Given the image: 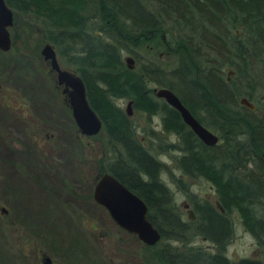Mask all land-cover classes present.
<instances>
[{
    "label": "trees",
    "instance_id": "obj_1",
    "mask_svg": "<svg viewBox=\"0 0 264 264\" xmlns=\"http://www.w3.org/2000/svg\"><path fill=\"white\" fill-rule=\"evenodd\" d=\"M6 2L15 18L24 14L35 21L41 40L52 43L63 61L83 78L89 102L103 121L101 134L107 138L111 155L96 159V176L109 172L138 194L148 206L150 222L161 233L156 244L144 245L146 262L264 264L251 258L234 261L226 255L234 233L233 213L264 250V126L255 111L238 104L224 78L226 66L236 75L251 66L259 71V82L264 85V0ZM225 21L245 31L247 42L240 40L228 52L217 48L204 52L206 43L214 46V28L209 25ZM11 33L14 44V26ZM166 33L178 39H166ZM198 40L203 41V49L198 48ZM160 47L176 53L173 67L167 69L157 62L155 50ZM145 50L149 56L143 54ZM125 51L134 56L135 68L128 67ZM150 83L172 90L204 126L219 135V144H196L179 113L153 96ZM116 98H132L135 108L150 118L158 116L162 129L176 136L177 142L154 146L150 139L146 146ZM232 105L244 112L232 110ZM170 152H177L174 165L182 176L201 175L212 184L224 212L194 196L195 219L182 217L161 179L165 171L172 172L158 155ZM173 181L185 188L180 177ZM195 238L209 241L214 250L192 246Z\"/></svg>",
    "mask_w": 264,
    "mask_h": 264
},
{
    "label": "rangeland",
    "instance_id": "obj_2",
    "mask_svg": "<svg viewBox=\"0 0 264 264\" xmlns=\"http://www.w3.org/2000/svg\"><path fill=\"white\" fill-rule=\"evenodd\" d=\"M39 29L29 16L19 14L12 49L0 50V264H45L46 257L54 264H149L144 259L146 244L118 226L94 198L96 183L104 173L96 176L95 161L111 156L107 138L101 133L93 137L81 134L58 87L56 72L41 54L49 41L41 40ZM169 34L166 39H178ZM146 52L143 54L149 56ZM155 52L161 66L169 69L175 65L173 51L160 47ZM123 56L134 57L126 51ZM59 58L63 68L73 69ZM229 68L225 67L224 78ZM259 80L262 82L259 71L249 66L246 73L231 77L228 88L237 102L247 97L255 112L264 117V85ZM149 87L152 93L159 88L151 83ZM130 100L116 98L115 102L127 114ZM231 108L244 112L236 105ZM128 117L146 146L150 139L154 146L177 142L176 136L162 129L158 116L150 118L133 104V115ZM176 154H159L158 158L172 172L165 171L161 179L185 219L187 211L193 210L194 196L214 204L217 200L209 181L182 176L175 169ZM175 176L185 188L173 181ZM230 217L234 233L226 247L227 257L264 262L263 248L244 229L237 214ZM191 245L214 250L202 238H195Z\"/></svg>",
    "mask_w": 264,
    "mask_h": 264
},
{
    "label": "water",
    "instance_id": "obj_3",
    "mask_svg": "<svg viewBox=\"0 0 264 264\" xmlns=\"http://www.w3.org/2000/svg\"><path fill=\"white\" fill-rule=\"evenodd\" d=\"M15 23V13L6 0H0V50L8 52L13 46V36L11 28ZM41 54L44 60L48 61L51 69L56 72L57 83L63 86V94L72 110L73 118L82 135L93 137L102 132L103 121L99 114L91 106L87 88L83 78L74 69L63 68L56 47L52 43H45ZM128 67L135 68L134 57L127 56ZM154 96L163 99L170 107L175 109L182 121L195 133V135L206 145L213 146L218 142V137L204 127L192 115L189 109L184 106L180 98L170 89L159 87L153 89ZM239 104L255 110L254 104L245 97L240 98ZM127 115H133V101L127 105ZM94 198L100 205L104 206L113 220L123 230L132 233L146 245L152 246L161 239V233L148 217V206L146 202L129 187H127L116 176L109 172H104L99 176L94 189ZM215 205L221 212L224 209L218 201ZM2 212L7 210L2 208ZM187 218L191 221L195 219L194 211H187ZM45 264H53L51 257L45 258Z\"/></svg>",
    "mask_w": 264,
    "mask_h": 264
},
{
    "label": "flooded vegetation",
    "instance_id": "obj_4",
    "mask_svg": "<svg viewBox=\"0 0 264 264\" xmlns=\"http://www.w3.org/2000/svg\"><path fill=\"white\" fill-rule=\"evenodd\" d=\"M200 1H203V0H200ZM214 23V24H213ZM212 23V25H209V27H213L214 28V31H213V44H214V46L212 47V46H210V45H208V43H206V47L208 48L207 50H205V49H203V46H202V44H203V41L201 42V41H196L197 43H201V46L200 45H198L197 44V46H198V48H202L203 49V51L204 52H207V51H214V49H219V50H222V51H225V52H228L230 49H233V48H235L234 46L236 45V43H241V42H239L240 40H243V41H245V43L247 42L246 41V36H247V33L245 32V31H243V30H240V29H237L235 26H234V24L233 23H231L230 21H225L224 23H220V22H213ZM221 28H222V30L223 31H221ZM227 28H229V29H227ZM244 43V42H243ZM246 45V44H245ZM48 62V61H47ZM52 70V69H51ZM52 72H54L53 70H52ZM225 82L227 83V84H230V80H231V77L232 76H235L236 75V73H235V71L232 69V68H229L226 72H225ZM58 87H60V88H62V90H63V86H59L58 85ZM62 93H63V91H62ZM64 96H66L65 94H64ZM242 97H244V96H242ZM241 97V98H242ZM248 101H249V99L247 98V97H245ZM161 100H163V99H161ZM239 100H240V98L238 99V103H239ZM133 101V100H132ZM164 101V100H163ZM250 102V101H249ZM183 103V102H182ZM133 104H134V101H133ZM167 104V103H166ZM168 105V104H167ZM239 105H241V104H239ZM184 106H186L185 104H184ZM241 106H244V105H241ZM187 107V106H186ZM244 107H246V106H244ZM172 108V107H171ZM246 108H248V107H246ZM189 109V108H188ZM249 109V108H248ZM255 110H256V107H255ZM255 110H251V111H255ZM190 111V110H189ZM191 112V111H190ZM193 115V114H192ZM260 117H262L263 118V126H264V117L263 116H261V114H258ZM198 121H199V119L195 116V115H193ZM183 122V121H182ZM200 122V121H199ZM184 123V122H183ZM185 124V123H184ZM200 124H202L201 122H200ZM186 125V124H185ZM203 125V124H202ZM187 126V125H186ZM204 126V125H203ZM188 127V126H187ZM204 127H206V126H204ZM208 130H210L212 133H214L217 137H218V142H217V144H219V142H220V138H219V135L215 132V131H213V130H211L210 128H208V127H206ZM188 129L195 135V133L188 127ZM171 135H173V134H170V136ZM184 141H185V146H186V151H188V147L189 146H187V144H188V141H189V139H188V135H186L185 137H184ZM194 140H196V144H198L199 143V141H201L196 135H195V138H194ZM202 142V141H201ZM170 143H172V142H170ZM194 143V144H195ZM203 143V142H202ZM204 144V143H203ZM216 144V145H217ZM206 145V144H205ZM208 146V145H207ZM213 146H215V145H213ZM213 146H210V147H213ZM161 160V159H160ZM192 178H198V179H204L201 175H194V176H192ZM54 264V263H53Z\"/></svg>",
    "mask_w": 264,
    "mask_h": 264
}]
</instances>
